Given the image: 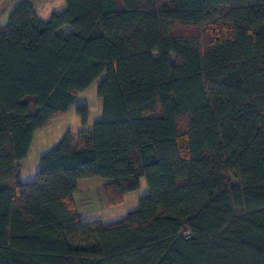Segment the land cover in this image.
I'll list each match as a JSON object with an SVG mask.
<instances>
[{"label":"trees","instance_id":"trees-1","mask_svg":"<svg viewBox=\"0 0 264 264\" xmlns=\"http://www.w3.org/2000/svg\"><path fill=\"white\" fill-rule=\"evenodd\" d=\"M10 1L0 264H264V0H66L48 20ZM101 77L102 118L78 105L84 129L22 181L35 133ZM95 177L110 206L142 178L149 193L84 220L75 193Z\"/></svg>","mask_w":264,"mask_h":264},{"label":"rangeland","instance_id":"rangeland-1","mask_svg":"<svg viewBox=\"0 0 264 264\" xmlns=\"http://www.w3.org/2000/svg\"><path fill=\"white\" fill-rule=\"evenodd\" d=\"M34 7L36 13L43 20H48L53 12H60L66 8V0H28ZM10 7V0H0V16L5 15ZM64 33L69 32V28L63 29ZM99 78L87 90L81 92L77 104L73 106L64 117L57 118L46 131H40L36 137V141L32 145L30 152L20 167L22 181H32L38 170L40 169V158L47 151L52 149L64 136L65 128L74 136H77L83 128L82 118L77 112V106L86 104L89 107V128L94 122L102 118L103 100L98 96L97 89L100 83ZM186 122L183 118L181 124ZM86 128V127H85ZM48 132V133H47ZM47 134L46 138H42V134ZM62 133V134H61ZM105 180L100 177L83 179V184H88V190L78 192L76 196L77 206L80 210L81 217L84 220L92 218L103 224H111L121 221L127 214L134 211L140 206V198L149 193V186L145 178L141 179V185L138 190L125 194V199L121 203L114 206L107 204L106 194L103 187ZM86 198L87 200H83ZM91 215V216H90Z\"/></svg>","mask_w":264,"mask_h":264},{"label":"crops","instance_id":"crops-1","mask_svg":"<svg viewBox=\"0 0 264 264\" xmlns=\"http://www.w3.org/2000/svg\"><path fill=\"white\" fill-rule=\"evenodd\" d=\"M20 1V0H19ZM17 5V2L16 3H13V2H11L10 1V7L7 9V11H6V13H5V15H2V16H0V26H2V27H4V26H6L7 24H8V21H9V15H10V13L12 12V10L15 8V6ZM70 111V110H69ZM65 116V115H64ZM63 116V117H64ZM55 120H53L49 125H47L45 128H43V129H41V130H39V131H37L36 133H35V135H34V139H33V142H32V145L34 144V142L36 141V137H37V135H38V133L40 132V131H46V129H48V127H50V125H52V123L54 122ZM89 124H91V122H90V120H89ZM67 130H68V128H65V130L63 131V132H67ZM48 133V132H47ZM62 134V133H61ZM47 134L45 133V134H42L41 135V137L42 138H46L47 136H46ZM32 145H31V147H32ZM31 149V148H30ZM30 152V151H29ZM26 160H23L22 162H21V164H20V167L22 166V163L23 162H25ZM21 178H22V175H21ZM105 182H106V180H105ZM105 182H103V184L105 183ZM82 184H83V180H81L80 182H79V184H78V190H77V192L75 193V200H76V196H77V194H78V192H80V191H82L83 190V188H82ZM88 184H83V187L85 188V189H87L88 190ZM83 200H87L86 198H82ZM124 199H125V195H124ZM77 202V201H76ZM79 212H80V210H79ZM81 214V213H80ZM91 216V215H90ZM88 221H97V220H94V219H92V218H89L88 219Z\"/></svg>","mask_w":264,"mask_h":264}]
</instances>
